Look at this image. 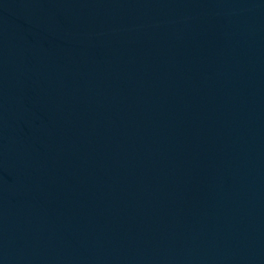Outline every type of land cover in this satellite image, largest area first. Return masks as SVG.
Instances as JSON below:
<instances>
[{"label": "water", "instance_id": "1", "mask_svg": "<svg viewBox=\"0 0 264 264\" xmlns=\"http://www.w3.org/2000/svg\"><path fill=\"white\" fill-rule=\"evenodd\" d=\"M0 264H264V0H0Z\"/></svg>", "mask_w": 264, "mask_h": 264}]
</instances>
